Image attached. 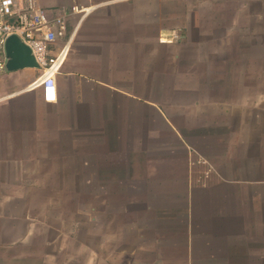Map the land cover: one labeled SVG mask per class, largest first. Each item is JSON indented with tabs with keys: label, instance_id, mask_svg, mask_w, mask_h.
<instances>
[{
	"label": "crops",
	"instance_id": "obj_1",
	"mask_svg": "<svg viewBox=\"0 0 264 264\" xmlns=\"http://www.w3.org/2000/svg\"><path fill=\"white\" fill-rule=\"evenodd\" d=\"M36 1L66 50L53 102L42 69L0 74V264H264V28L220 0Z\"/></svg>",
	"mask_w": 264,
	"mask_h": 264
},
{
	"label": "built area",
	"instance_id": "obj_2",
	"mask_svg": "<svg viewBox=\"0 0 264 264\" xmlns=\"http://www.w3.org/2000/svg\"><path fill=\"white\" fill-rule=\"evenodd\" d=\"M69 13L85 15L88 9L72 7ZM68 16L67 12L52 15L36 0H0V74L5 72L6 39L15 35L30 48L36 63L43 70V98L46 102H53L56 96L54 75L66 47L55 57H50L48 50L49 46L64 39ZM176 38L177 34L172 33L169 39L162 38L160 42L168 43Z\"/></svg>",
	"mask_w": 264,
	"mask_h": 264
},
{
	"label": "rangeland",
	"instance_id": "obj_3",
	"mask_svg": "<svg viewBox=\"0 0 264 264\" xmlns=\"http://www.w3.org/2000/svg\"><path fill=\"white\" fill-rule=\"evenodd\" d=\"M220 1L215 2L216 9L214 10H223V9L225 10L226 9V10H232L234 12L235 9H237V7L239 6L240 13L238 14L242 19L243 25H245L246 27H249V26L255 27L257 29H259V27L264 28V0H223L222 2ZM183 4H186L187 5L186 9H189V10H191L192 7L195 5H198L199 8L200 7L203 8V6H200L201 2L196 3V2H191L189 0H184ZM250 11H252L251 12L252 15L253 13L254 14L256 13V18H253V17L249 18L248 15ZM259 13H261V20H259L257 17ZM181 20L183 21V23H185L186 21L184 17ZM259 21L260 23L262 21V24H261L262 26L260 25ZM261 35L264 36V34H261ZM90 244L92 245V242Z\"/></svg>",
	"mask_w": 264,
	"mask_h": 264
},
{
	"label": "water",
	"instance_id": "obj_4",
	"mask_svg": "<svg viewBox=\"0 0 264 264\" xmlns=\"http://www.w3.org/2000/svg\"><path fill=\"white\" fill-rule=\"evenodd\" d=\"M4 51L6 73H12L22 69L40 68L30 48L15 35H11L6 39Z\"/></svg>",
	"mask_w": 264,
	"mask_h": 264
}]
</instances>
